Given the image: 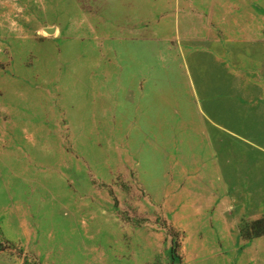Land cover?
<instances>
[{
  "label": "rangeland",
  "instance_id": "1",
  "mask_svg": "<svg viewBox=\"0 0 264 264\" xmlns=\"http://www.w3.org/2000/svg\"><path fill=\"white\" fill-rule=\"evenodd\" d=\"M259 232L264 0H0V264H264Z\"/></svg>",
  "mask_w": 264,
  "mask_h": 264
},
{
  "label": "trees",
  "instance_id": "2",
  "mask_svg": "<svg viewBox=\"0 0 264 264\" xmlns=\"http://www.w3.org/2000/svg\"><path fill=\"white\" fill-rule=\"evenodd\" d=\"M261 221H263V219L257 220V221H255V222H256V223H259V222H261ZM262 234H264V232H259V233H257L255 236H260V235H262Z\"/></svg>",
  "mask_w": 264,
  "mask_h": 264
},
{
  "label": "water",
  "instance_id": "3",
  "mask_svg": "<svg viewBox=\"0 0 264 264\" xmlns=\"http://www.w3.org/2000/svg\"><path fill=\"white\" fill-rule=\"evenodd\" d=\"M46 30H47L48 32H54L55 29L52 27V28H47Z\"/></svg>",
  "mask_w": 264,
  "mask_h": 264
}]
</instances>
